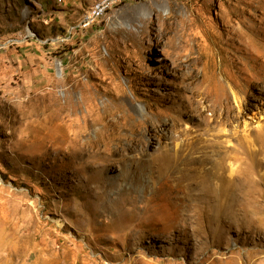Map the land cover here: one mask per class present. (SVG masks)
Here are the masks:
<instances>
[{
  "label": "rangeland",
  "instance_id": "1",
  "mask_svg": "<svg viewBox=\"0 0 264 264\" xmlns=\"http://www.w3.org/2000/svg\"><path fill=\"white\" fill-rule=\"evenodd\" d=\"M104 1L0 0V264H264V0Z\"/></svg>",
  "mask_w": 264,
  "mask_h": 264
},
{
  "label": "bare ground",
  "instance_id": "2",
  "mask_svg": "<svg viewBox=\"0 0 264 264\" xmlns=\"http://www.w3.org/2000/svg\"><path fill=\"white\" fill-rule=\"evenodd\" d=\"M111 0H106V1H104V2H102V3H100V4H98V5H96L95 6V8H94V12H93V14L90 16V17H88V19L86 20L88 23H94L100 16H102L103 14H104V12H105V10L106 9H103L102 10V8L107 4V3H109ZM96 15H97V17H96ZM95 17H96V19H95ZM94 19V20H93ZM93 20V21H92ZM69 97V96H68ZM73 99V98H72ZM234 100V99H233ZM235 100H236V102H238L239 103V101L240 100H238V98H235ZM70 102V101H69ZM67 103V102H66ZM65 107V106H64ZM66 108V107H65ZM62 111H63V108H62ZM73 113H74V111H73ZM75 115V114H74ZM77 116V115H76ZM71 117H73V115L71 116ZM70 117V118H71ZM69 118V120L71 121V122H75L76 121V118L74 119V117L73 118H71L70 119ZM94 122V121H93ZM75 124V123H74ZM88 129V128H87ZM111 135V134H110ZM112 136V135H111ZM110 137V136H109ZM78 142V141H77ZM234 151V150H233ZM225 159H227V158H225ZM117 163H119V162H117ZM108 170H109V167H106ZM234 173H235V170H234V168H233V166H231V173H230V178L231 179H229V182L232 184V182H234V179H232L233 178V176H234ZM205 196H207V195H205ZM212 199H213V197H212ZM215 200V199H214ZM213 200V201H214ZM218 200V202H219V198L217 199ZM232 208V207H231ZM230 209V208H229Z\"/></svg>",
  "mask_w": 264,
  "mask_h": 264
},
{
  "label": "built area",
  "instance_id": "3",
  "mask_svg": "<svg viewBox=\"0 0 264 264\" xmlns=\"http://www.w3.org/2000/svg\"><path fill=\"white\" fill-rule=\"evenodd\" d=\"M112 1H113V0H111L109 3H107V4L102 8V10H103V9H109V8H111V6H112ZM96 17H97V15H96ZM96 17H95V19H96ZM93 20H94V19H93ZM93 20H92V21H93Z\"/></svg>",
  "mask_w": 264,
  "mask_h": 264
}]
</instances>
